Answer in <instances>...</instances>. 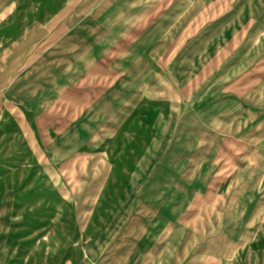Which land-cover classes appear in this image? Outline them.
Here are the masks:
<instances>
[{
    "label": "rangeland",
    "instance_id": "1",
    "mask_svg": "<svg viewBox=\"0 0 264 264\" xmlns=\"http://www.w3.org/2000/svg\"><path fill=\"white\" fill-rule=\"evenodd\" d=\"M249 192L264 0H0V264H193Z\"/></svg>",
    "mask_w": 264,
    "mask_h": 264
},
{
    "label": "crops",
    "instance_id": "2",
    "mask_svg": "<svg viewBox=\"0 0 264 264\" xmlns=\"http://www.w3.org/2000/svg\"><path fill=\"white\" fill-rule=\"evenodd\" d=\"M240 198L244 201L232 205H235L237 211L234 221L241 223L243 228L234 234L227 232L221 227L227 219H220L215 238L211 236L204 244L210 249L203 260L211 264H264V194L249 192ZM195 233L201 242L200 232L194 229ZM200 255L201 248L194 252L193 264H201Z\"/></svg>",
    "mask_w": 264,
    "mask_h": 264
}]
</instances>
